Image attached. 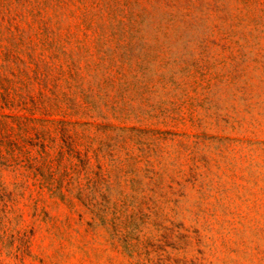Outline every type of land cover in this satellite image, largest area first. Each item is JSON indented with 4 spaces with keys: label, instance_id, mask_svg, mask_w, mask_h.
<instances>
[{
    "label": "rangeland",
    "instance_id": "obj_1",
    "mask_svg": "<svg viewBox=\"0 0 264 264\" xmlns=\"http://www.w3.org/2000/svg\"><path fill=\"white\" fill-rule=\"evenodd\" d=\"M0 264H264V0H0Z\"/></svg>",
    "mask_w": 264,
    "mask_h": 264
}]
</instances>
